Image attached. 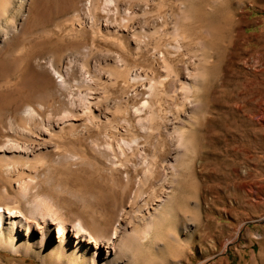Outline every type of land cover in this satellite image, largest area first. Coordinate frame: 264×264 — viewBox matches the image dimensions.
Returning <instances> with one entry per match:
<instances>
[{"label": "rangeland", "instance_id": "374dc122", "mask_svg": "<svg viewBox=\"0 0 264 264\" xmlns=\"http://www.w3.org/2000/svg\"><path fill=\"white\" fill-rule=\"evenodd\" d=\"M31 109L53 137L28 139ZM6 138L44 163L20 193L0 175V198L120 225L113 264H132L123 243L162 195L173 256L162 240L134 264H264V0H0ZM43 260L0 251V264H55Z\"/></svg>", "mask_w": 264, "mask_h": 264}, {"label": "bare ground", "instance_id": "6f19581e", "mask_svg": "<svg viewBox=\"0 0 264 264\" xmlns=\"http://www.w3.org/2000/svg\"><path fill=\"white\" fill-rule=\"evenodd\" d=\"M111 3H113V0H105L106 6ZM54 71L58 74L56 70ZM122 77L133 82L138 76L123 73ZM27 114H29L27 124L29 126L33 124L37 134V137H35L33 129L23 127L22 129L28 139L44 141L45 138L53 137L56 126L51 128L52 124L49 119H46L45 124H43V121L38 122L41 128L37 130L38 125L35 126L34 124L36 119L33 110H28ZM7 129L10 132L14 131L12 121H8ZM183 141L185 142L180 133L179 143L181 144ZM37 152L28 144H21L10 138H6L5 143L0 146V155L6 160L3 166L0 167V175L1 177L5 176L4 179L7 182H13L10 183L11 190L19 192L21 177H29V173L33 172L35 174V171L31 172L30 170V163L43 162V157L38 156ZM64 157L69 162L79 159L78 155L73 153H67ZM10 158H15L17 161L8 162ZM20 161H24V163H20ZM12 166H16V169L12 170ZM21 197L22 200L15 202H8L4 198H0L1 252H7L13 256H33L55 264H87L86 258L89 255L91 264H113L109 252H113L114 241L117 239L120 225H115L111 232L92 219L91 227L80 218V220L68 224L62 218H53L50 215L51 218L47 217L49 214L47 216L39 214L38 208L28 206L27 197L24 195ZM173 199V196L169 199L162 195L157 200L158 205L155 212L149 213L147 223L142 231L138 230L135 236H132V238L128 236L126 241H123L124 250L134 254L132 264L143 262L145 258L150 257L153 252L152 247L162 240L167 243V254L165 255L167 260L173 256L172 242L176 240L175 232L173 229L164 230L166 224L175 219ZM51 231L54 234L53 239H56V244H52L49 240Z\"/></svg>", "mask_w": 264, "mask_h": 264}]
</instances>
